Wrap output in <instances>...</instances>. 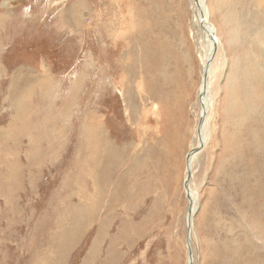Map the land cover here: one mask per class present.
<instances>
[{
	"label": "rangeland",
	"instance_id": "374dc122",
	"mask_svg": "<svg viewBox=\"0 0 264 264\" xmlns=\"http://www.w3.org/2000/svg\"><path fill=\"white\" fill-rule=\"evenodd\" d=\"M206 1L194 264H264V0ZM196 24L192 0H0V264H188Z\"/></svg>",
	"mask_w": 264,
	"mask_h": 264
},
{
	"label": "bare ground",
	"instance_id": "6f19581e",
	"mask_svg": "<svg viewBox=\"0 0 264 264\" xmlns=\"http://www.w3.org/2000/svg\"><path fill=\"white\" fill-rule=\"evenodd\" d=\"M192 10H193V15H194V19H195V23H197L200 27V30H201V33L202 35L204 36L205 38V41H206V50H207V53L205 55V60H204V67L206 66V59L207 58H212L214 59V56L216 55L217 53V46L214 44L215 40L216 42H218V35H217V29L216 27L212 24V22L209 21V17L208 16V6H207V1L206 0H192ZM211 13V12H210ZM259 19L261 17H258ZM256 19L255 20V25L253 24L249 30H245V32L247 31H252L254 32L255 28H257L258 26H260V21L259 19ZM262 20V19H261ZM263 23V22H262ZM261 23V24H262ZM196 24V25H197ZM243 24V22H242ZM198 27V26H197ZM245 27H247V24L245 25ZM254 30V31H253ZM242 37V35H240V38ZM262 51V50H261ZM264 55V54H262ZM212 64V63H211ZM211 64L210 66L207 68L206 66V69L204 70L205 73L207 71V76L205 79H203L202 83H201V90H202V93L204 94L203 95V100L206 101V103H208L207 101H210V93H209V87H210V84H211V81H212V75H211V72H212V69H211ZM262 64L261 62L258 63V65ZM130 66H124V70L127 71V68H129ZM129 74V72H127V75ZM237 76H240L239 74ZM236 76V78H237ZM242 83V82H241ZM200 90V91H201ZM204 103V101H203ZM205 104V103H204ZM205 108L207 110V107H206V104H205ZM201 111H202V108H201ZM205 112V111H204ZM203 112V113H204ZM206 114V112H205ZM204 125H205V121L203 123V127H202V131L204 130ZM202 131L199 135L200 137V141L198 142V145H202L203 148L206 144V141L204 139V137L202 136ZM199 140V139H198ZM202 148V149H203ZM187 156V155H186ZM197 156V154H192L188 160V166L190 168H192V175H193V162H194V159L195 157ZM186 166H187V162H186ZM192 178V177H191ZM188 194L189 196L192 198V207H191V213L189 215V222L191 224V218H192V215H193V206H194V203H195V197H194V194L191 190V185L189 187V190H188ZM187 220V218H186ZM191 227V226H190ZM190 234H191V230H190ZM191 257L189 258V261H190ZM194 264V263H193Z\"/></svg>",
	"mask_w": 264,
	"mask_h": 264
},
{
	"label": "water",
	"instance_id": "95a60500",
	"mask_svg": "<svg viewBox=\"0 0 264 264\" xmlns=\"http://www.w3.org/2000/svg\"><path fill=\"white\" fill-rule=\"evenodd\" d=\"M214 44L217 46L216 40H215ZM212 61H213V57L210 58V59L209 58L206 59V66H207V68L210 66V64L212 63ZM206 66H205V68H203V73H202L203 74V79H205L206 76H207V71H206V73L204 71L206 69ZM204 94L202 93V90L199 93V99H200L201 108H202V111H201L202 113L200 115V119H199V123H198V139H199V141H200L199 135L201 133V129L203 127V123L206 120V114H207V110L205 108V104L201 100V97ZM204 111L206 112V114H205ZM202 148H203L202 145H198L197 144V146H194L193 148H191L188 151L187 156H186V162H187V166H186V177L184 179L183 185H184V190H185V193H186V197H187V199L189 201V206H188V211H187V231H186V244H187V248H188V264H193L194 263V254H193V245H192V226H191V224H190V222L188 220L189 215L191 213V207H192V198L188 194V190H189V187L191 185L192 168H190L188 166V160H189V158H190V156L192 154H198L202 150ZM190 230H191V234H190ZM190 257H191V259L189 261V258Z\"/></svg>",
	"mask_w": 264,
	"mask_h": 264
}]
</instances>
